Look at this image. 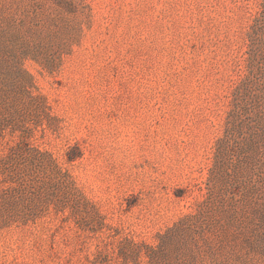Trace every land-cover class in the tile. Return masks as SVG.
<instances>
[{
    "label": "rangeland",
    "instance_id": "rangeland-1",
    "mask_svg": "<svg viewBox=\"0 0 264 264\" xmlns=\"http://www.w3.org/2000/svg\"><path fill=\"white\" fill-rule=\"evenodd\" d=\"M262 4L0 0V154L23 138L69 175L0 264H264L256 110L219 144Z\"/></svg>",
    "mask_w": 264,
    "mask_h": 264
},
{
    "label": "trees",
    "instance_id": "trees-1",
    "mask_svg": "<svg viewBox=\"0 0 264 264\" xmlns=\"http://www.w3.org/2000/svg\"><path fill=\"white\" fill-rule=\"evenodd\" d=\"M249 38L248 75L233 92L234 101L227 115L226 136L219 144L229 142L234 123L242 115L250 113L251 108L256 110L258 118V127L256 131L253 129V134L264 140V108L260 107L264 104V94L260 90L264 85V4L250 29ZM248 99V103L240 105ZM66 154L69 163L82 157L79 149H72ZM68 179V172L58 165L52 154L31 147L23 138L15 147L0 154V229L34 224L45 217L49 211L48 196L56 200L66 195L62 190L65 191L63 187L69 185ZM179 232L180 223L169 231V236L163 235L161 243L172 240ZM149 250L151 261L154 260L152 264H157L159 247Z\"/></svg>",
    "mask_w": 264,
    "mask_h": 264
}]
</instances>
